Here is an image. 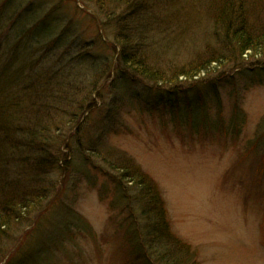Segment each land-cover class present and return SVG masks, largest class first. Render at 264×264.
Returning a JSON list of instances; mask_svg holds the SVG:
<instances>
[{
	"label": "rangeland",
	"instance_id": "374dc122",
	"mask_svg": "<svg viewBox=\"0 0 264 264\" xmlns=\"http://www.w3.org/2000/svg\"><path fill=\"white\" fill-rule=\"evenodd\" d=\"M78 2L0 0V70L23 58L29 67L20 75L26 90L5 93L0 113L5 112L7 101L23 98L20 110L9 107L12 122L19 124L20 115L27 112L26 99L31 104L38 101L40 93L48 90L44 78L62 71L67 78L51 88L60 95L50 116L58 121L63 119L59 116L73 119L77 114L80 128L79 132L76 124L68 126L65 120L59 123L61 132L53 142H62L64 149L70 141L74 148L65 151L75 166L67 180L68 190L62 198H50L42 226L32 227L11 253L10 264H123L129 248L123 235L131 231L133 219L128 213L132 211L139 216L136 224H141L142 232L138 241L146 255L138 249L132 251L133 258L141 253L137 262L142 264L153 258L160 264L174 263L178 254L170 244L164 243L160 253L151 257L152 234L150 227L146 229L144 201L137 190L129 188L125 197L95 169L94 165L106 167L105 163L96 159L84 165L85 148L89 155L96 148L113 151L147 172L166 203L172 232L193 244V249H201V264H264V64H258L264 62V53L248 51L238 62H213L207 75L200 72L180 78L185 84L179 89L165 86L169 83H160L155 90L148 83L130 84L123 82L114 66L105 65L113 58L106 43L117 37V25L106 20V30L101 32L97 9L90 5L97 13L93 17ZM210 2L175 0L174 6L166 7L168 11L161 3H153L148 8L151 26L138 23L143 24L141 31L147 37L141 56L170 70L221 57L219 40L213 36ZM259 12L251 18L252 25L261 20ZM45 20L47 25L37 28ZM198 77L203 78L195 81ZM90 91L93 98L83 103L80 98ZM65 97L75 102L66 99L68 113L60 101ZM90 143H96L95 148L86 145ZM246 153L248 157L239 161ZM62 176L57 171L52 177L60 183ZM66 224L78 227L72 238L62 235ZM4 246L10 248L12 240Z\"/></svg>",
	"mask_w": 264,
	"mask_h": 264
},
{
	"label": "trees",
	"instance_id": "16d2710c",
	"mask_svg": "<svg viewBox=\"0 0 264 264\" xmlns=\"http://www.w3.org/2000/svg\"><path fill=\"white\" fill-rule=\"evenodd\" d=\"M83 1L102 12V17L105 18V21L107 20V24L111 20L117 25L118 31L115 34L117 37L107 43L113 51V58L105 65L112 68L114 66L123 82L127 80L130 84L148 83L153 87L152 90H155V87L160 83H169L165 86L179 89L183 88L185 84L180 78L189 79L206 69L212 71L213 68L209 67L213 62L219 64L226 59L238 62L248 51L264 53V0H258V2H253L254 0H210L212 8L210 14L215 26L213 36L219 40L221 57L174 70L165 66L161 67L151 60L143 58L140 51L146 47L144 41L147 38L146 34L141 31L142 25L145 24L147 28L151 26L152 17L148 8L154 7L153 3L156 6L161 3L163 8L168 11L166 7H169L175 0ZM203 1L206 3L207 0ZM258 12L262 22L258 20L252 25L251 18ZM139 22L143 24H138ZM134 33L135 35H133ZM222 51L225 52L222 53ZM83 56L85 57V54ZM260 63L264 64V62H258V64ZM251 65L253 66V62ZM21 70L20 67L15 71V74L4 68L1 72L0 100L5 98V93L9 94L12 90H26L19 79ZM102 75L103 72L96 77L94 90L101 81ZM64 78H67V75H62V72L56 76L51 73L44 78L48 85L47 92L40 93L38 101L32 104L26 99L27 112L20 115L22 118L19 124L12 122L10 116L13 111L9 107L13 105L16 111L20 110L24 104L23 98L14 99L12 102L7 101L5 112L0 113V252L7 249L4 245L11 240L12 246H15L20 238L23 241V237L27 234L25 229L33 224L34 217L37 216L35 218L39 222L43 215L49 211V208L45 206L50 198L56 196L58 199L59 195L62 197L68 190L69 181L67 180L75 166L73 167V162L65 151L68 149L73 151L74 148L70 141H66L63 149L62 142H53V140L56 134L60 135L59 123L63 120L68 126L76 124V129L80 132L79 125H77L79 115L76 114L73 119L59 116L58 118H63L59 119L60 121H57L56 117L50 116V112L56 111L59 105V102H56L60 95L51 92V88L55 82L61 83L60 81ZM25 83L31 84L33 80ZM70 83L76 89L75 83ZM68 90L71 91V89ZM44 98L45 100L39 103ZM92 98L90 91L89 95L81 97L80 100L86 103L85 100ZM66 99L72 100L71 97H65L60 101L67 111L69 107L66 105L68 101ZM73 103L75 102L73 101ZM122 127L124 128V126ZM95 144L86 145L95 148ZM100 151L99 148H96L94 155H89L85 148L83 150L84 165L94 164L98 159L105 163L106 167L102 164H97L95 167L100 169L103 175L108 176L114 185L122 190V193H125L129 188L137 190L138 195L144 201L142 212L147 221L146 229L150 227V234H152V237L149 238V247L150 245L153 247L151 256L155 257V252L160 253V248L165 243L164 245H173L174 253L178 254L175 260L172 259L174 260L173 264H199V250L193 249L190 243L172 232L166 203L154 179L130 159L122 156L117 157L113 151ZM17 167L21 170L17 171ZM57 171L61 172V176L65 172V178L62 176L60 183L52 177L53 173ZM18 235H20L19 238ZM21 241L18 245L21 244ZM185 255H188L189 259L186 260ZM152 263L160 264L154 258Z\"/></svg>",
	"mask_w": 264,
	"mask_h": 264
}]
</instances>
